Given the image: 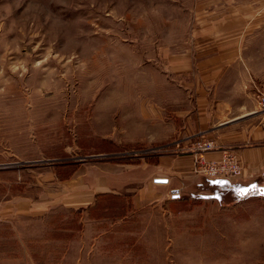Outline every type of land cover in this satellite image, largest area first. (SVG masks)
I'll list each match as a JSON object with an SVG mask.
<instances>
[{
    "label": "rangeland",
    "instance_id": "rangeland-1",
    "mask_svg": "<svg viewBox=\"0 0 264 264\" xmlns=\"http://www.w3.org/2000/svg\"><path fill=\"white\" fill-rule=\"evenodd\" d=\"M236 2L247 11L248 0ZM214 9L211 0H0V264H264V181L251 184L236 154L241 175L202 174L204 152L193 148L175 175L189 149L169 142L174 113L196 93L197 70L183 63ZM104 162L134 176L160 168L173 189L157 202L130 192L84 207L47 194L76 167Z\"/></svg>",
    "mask_w": 264,
    "mask_h": 264
},
{
    "label": "crops",
    "instance_id": "crops-1",
    "mask_svg": "<svg viewBox=\"0 0 264 264\" xmlns=\"http://www.w3.org/2000/svg\"><path fill=\"white\" fill-rule=\"evenodd\" d=\"M211 1L218 6L212 12L214 25L198 34L203 42L193 58L183 63L187 71L197 70L193 72L196 93L192 108L174 113L178 122L171 129L174 138L169 142L174 148L189 149L187 155L176 157L175 175L180 176L190 166L196 156L191 142L201 136L217 146L203 153L206 159H217L219 148H229L245 165L249 182L259 184L264 181V112L259 110L256 91L264 87V0H248L246 12V5L242 7L237 0ZM172 116L166 117V128L173 125ZM158 169L150 175L134 176L126 166L86 163L64 179L62 191L47 194L72 207L92 205L100 196L130 192L134 202H157L173 189L168 186L172 178ZM156 177H165L167 182H155Z\"/></svg>",
    "mask_w": 264,
    "mask_h": 264
},
{
    "label": "built area",
    "instance_id": "built-area-1",
    "mask_svg": "<svg viewBox=\"0 0 264 264\" xmlns=\"http://www.w3.org/2000/svg\"><path fill=\"white\" fill-rule=\"evenodd\" d=\"M257 103L259 110L264 112V87L257 91ZM192 148L199 153L216 149V144L206 139L193 141ZM221 153L217 159H205L202 155L195 157L198 171L208 176H239L242 174V167L237 156L229 148H219Z\"/></svg>",
    "mask_w": 264,
    "mask_h": 264
},
{
    "label": "water",
    "instance_id": "water-1",
    "mask_svg": "<svg viewBox=\"0 0 264 264\" xmlns=\"http://www.w3.org/2000/svg\"><path fill=\"white\" fill-rule=\"evenodd\" d=\"M154 181L155 182H167V178L165 177H156L154 178ZM176 193H174V196H175Z\"/></svg>",
    "mask_w": 264,
    "mask_h": 264
},
{
    "label": "snow or ice",
    "instance_id": "snow-or-ice-1",
    "mask_svg": "<svg viewBox=\"0 0 264 264\" xmlns=\"http://www.w3.org/2000/svg\"><path fill=\"white\" fill-rule=\"evenodd\" d=\"M214 183H219V182H214ZM241 191V194H243L244 193V190H240Z\"/></svg>",
    "mask_w": 264,
    "mask_h": 264
}]
</instances>
